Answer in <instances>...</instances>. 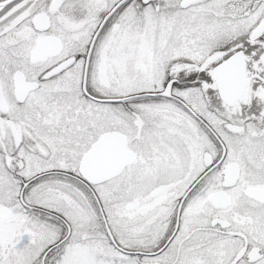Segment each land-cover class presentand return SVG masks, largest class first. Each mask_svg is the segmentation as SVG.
<instances>
[{"label": "snow or ice", "instance_id": "6c2138e0", "mask_svg": "<svg viewBox=\"0 0 264 264\" xmlns=\"http://www.w3.org/2000/svg\"><path fill=\"white\" fill-rule=\"evenodd\" d=\"M0 264H264V0H0Z\"/></svg>", "mask_w": 264, "mask_h": 264}]
</instances>
